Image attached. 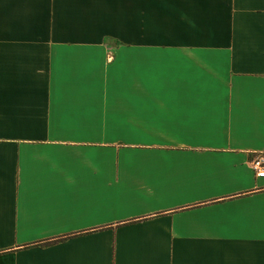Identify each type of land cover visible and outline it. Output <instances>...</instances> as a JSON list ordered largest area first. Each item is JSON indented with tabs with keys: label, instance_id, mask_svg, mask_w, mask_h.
<instances>
[{
	"label": "crops",
	"instance_id": "1",
	"mask_svg": "<svg viewBox=\"0 0 264 264\" xmlns=\"http://www.w3.org/2000/svg\"><path fill=\"white\" fill-rule=\"evenodd\" d=\"M264 0H0V264H264Z\"/></svg>",
	"mask_w": 264,
	"mask_h": 264
},
{
	"label": "built area",
	"instance_id": "2",
	"mask_svg": "<svg viewBox=\"0 0 264 264\" xmlns=\"http://www.w3.org/2000/svg\"><path fill=\"white\" fill-rule=\"evenodd\" d=\"M252 165L257 176H264V153L255 155V157L252 159Z\"/></svg>",
	"mask_w": 264,
	"mask_h": 264
}]
</instances>
